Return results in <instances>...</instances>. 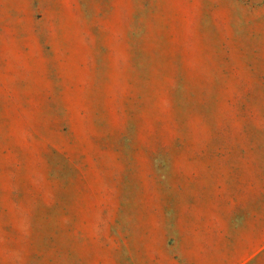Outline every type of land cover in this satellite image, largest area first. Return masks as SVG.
Here are the masks:
<instances>
[{"label":"rangeland","instance_id":"obj_1","mask_svg":"<svg viewBox=\"0 0 264 264\" xmlns=\"http://www.w3.org/2000/svg\"><path fill=\"white\" fill-rule=\"evenodd\" d=\"M253 214L264 0H0V264H190Z\"/></svg>","mask_w":264,"mask_h":264},{"label":"crops","instance_id":"obj_2","mask_svg":"<svg viewBox=\"0 0 264 264\" xmlns=\"http://www.w3.org/2000/svg\"><path fill=\"white\" fill-rule=\"evenodd\" d=\"M254 216L253 214L252 220ZM261 219V227L256 226L257 221L253 220V226H250V229L255 231L243 232L237 240H234L233 237L229 240H222L221 230L213 226L211 232L206 235L202 241L203 243L198 247L201 251L193 252L195 258L191 260L190 264H249L256 258L258 253L264 257V216H261ZM228 241L230 242L223 243ZM184 260L183 256L178 259L173 256V253L168 256L170 264H185L184 262L179 263V261ZM188 260L190 259L188 258ZM155 263V256H150L149 264Z\"/></svg>","mask_w":264,"mask_h":264}]
</instances>
